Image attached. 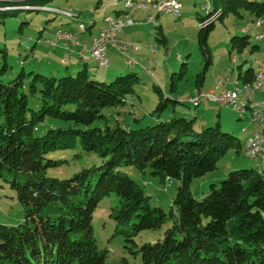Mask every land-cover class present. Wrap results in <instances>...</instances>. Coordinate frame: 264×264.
Wrapping results in <instances>:
<instances>
[{
    "label": "trees",
    "instance_id": "obj_1",
    "mask_svg": "<svg viewBox=\"0 0 264 264\" xmlns=\"http://www.w3.org/2000/svg\"><path fill=\"white\" fill-rule=\"evenodd\" d=\"M16 2L0 0V12L43 9ZM213 4L201 21L216 12L215 19L247 14L264 20V0ZM69 8V17L79 16ZM55 9L50 10L64 15ZM215 19L199 28L204 63L195 84L203 83L212 64L207 38ZM230 42L231 52L259 48L249 47L247 33ZM98 69L83 65L74 72L46 75L21 68L12 79L0 80V186L14 194L22 209L18 223H0V264H264V159L257 169L229 171L201 198L194 197L191 181L214 170L228 149L244 150V141L235 142L218 121L195 125L194 117H164L169 98L163 100L161 91L152 120L144 124L134 115L128 123L126 115L118 114L130 105L128 97L135 96L137 72L107 75ZM6 70L3 60L0 74ZM255 70L251 64L243 71L239 67L234 80L252 83ZM67 150L77 151L72 160L88 155L99 165L62 176L69 162L56 154ZM127 167L179 180L168 213L151 205L150 196L123 169ZM112 194L118 199L110 213L113 235L122 236L125 252L119 257L98 246L91 224L99 202ZM167 220L161 238L137 241L140 232L155 231Z\"/></svg>",
    "mask_w": 264,
    "mask_h": 264
},
{
    "label": "rangeland",
    "instance_id": "obj_2",
    "mask_svg": "<svg viewBox=\"0 0 264 264\" xmlns=\"http://www.w3.org/2000/svg\"><path fill=\"white\" fill-rule=\"evenodd\" d=\"M122 1L118 0L117 3H113V0H29L16 3H34L43 6V9L0 12V67L3 60L7 63V70L0 74V80L5 82L12 79L21 68L24 71L32 69L35 72L37 70L50 75L47 68L39 70L42 62L45 65L50 62L55 69H63L64 66L59 63L61 56L65 60H73V62L77 58L76 55L71 56V53L56 49L49 43L54 32L59 30L64 33L67 30L73 33V37L85 34L88 37L90 33L95 36L103 25L104 16L108 14L114 16L117 10H120V16L127 12V17L132 16L133 20L141 22L136 27L141 33L140 38L144 41L143 44L146 43L145 40H149L151 45L156 46V52L153 49L149 51L143 48L144 51H141L143 59L141 61L136 59L137 65L130 66L122 63L125 68L132 67L131 71L137 72L140 83L135 87V96L127 99L130 107L121 109L118 115L123 118L126 115L125 118L128 123H132L134 115L140 116L143 120L142 123L147 124L153 119L150 112L160 101L159 91H161L163 100L167 96L169 98L168 105L161 115L164 117L182 115L189 118L195 115V125L209 122L214 125L218 121L221 129L232 134L233 140L242 145L249 135V131L253 128V125L249 123L251 116L249 109L240 115L230 107L218 106L207 99L197 107L188 103L189 97L195 96L198 85H200V83L195 84L194 82L196 74L202 70L204 63L202 51L198 44V32L202 22L201 18L215 7L213 0H208V4L202 0H181L179 16L168 13L157 16L155 11L137 9L135 6L129 9L124 6ZM69 7L75 13H79V16L69 17L50 10ZM149 13L154 17L152 23L146 21ZM93 21L94 25L88 27ZM79 22H83L88 27L86 33H80L78 30ZM255 22L254 17L247 14L245 17H235L233 14H228L222 19H215L214 26L207 38L212 64L204 75V85L211 82L214 74L215 77L217 75L229 77L228 85L232 86L238 68L240 67L243 71L250 64L253 69L258 68V66L264 69V20L260 27H255ZM155 25H159V27H155ZM246 33L250 36L249 47L257 45L259 48H255L254 51L247 48L242 53H238L236 49L231 52V37ZM258 33L262 35V38L257 40L254 36ZM71 50L73 49L71 48ZM127 56L129 57L128 54ZM233 57L237 59V62L233 61ZM123 59L126 61L127 58L123 56ZM101 68L100 71H104L105 67ZM144 68H151V72L157 77L151 76L152 73L148 74ZM239 86L241 85L239 84ZM255 99L264 101V94L257 92ZM113 111L117 110L114 109ZM243 129H247V131L244 132ZM76 152L67 150L56 154L57 158L66 159L69 162L64 170L67 173H63L62 176H68L81 167L90 166L92 163L99 165L96 157L90 158L88 155L72 160V154ZM257 162L260 163L261 159L246 156L242 148L239 149V152L230 148L217 160L214 170L191 181V193L194 197L201 198L202 193L207 192L211 183L218 184L229 171L249 167L257 169ZM123 169L140 185L144 193L150 196L152 206L161 207L166 213L169 212L172 199L175 197L180 183L178 179H162L160 176L150 173V169H145L143 172L132 167ZM115 205H118V199L115 195L104 197L92 214L91 224L98 246L106 248L113 257H119L125 252L122 236L113 235L115 224L110 213L111 208ZM21 218L22 209L14 194L6 186L5 188L0 186V223H18ZM168 225L169 221L167 220L161 228L155 231L140 232L139 236L136 237L137 241L140 243L142 241H156L162 237L163 231Z\"/></svg>",
    "mask_w": 264,
    "mask_h": 264
},
{
    "label": "built area",
    "instance_id": "obj_3",
    "mask_svg": "<svg viewBox=\"0 0 264 264\" xmlns=\"http://www.w3.org/2000/svg\"><path fill=\"white\" fill-rule=\"evenodd\" d=\"M131 2H137L138 9H147L149 11H155L157 15L158 6L163 5V2L166 0H130ZM179 1V0H177ZM205 1V0H202ZM117 2V0H114ZM65 14H73L71 9L60 10ZM169 13L170 10H169ZM146 21L148 23L154 22V17L151 13H149L146 17ZM140 23V22H137ZM262 23L261 19H257L255 22V27H260ZM134 22L131 19L122 20L120 18L115 20H110L108 23H104L102 27L99 28L98 33L93 36L90 40V45L88 49L87 56L84 57H95L97 60H106L109 61L108 56L106 55V50L108 48H113L117 52H119L122 56L126 57V62L134 63V61L127 56L131 48L133 47L132 43L127 41L124 38H121L117 35V32L122 30L126 26H132ZM78 30L81 32L85 31V26L78 27ZM256 38H262L261 34H257ZM61 39H71V35L69 33H63L61 31H56L54 33V42H50L51 45H56V42ZM230 79L229 77H223L217 75L215 77V85L214 89L210 91H198L194 97L188 99V103L193 106H199L205 99L210 102L218 105L230 107L232 109L233 102V93H237L235 91V83L232 82V86H229ZM249 98H255L257 92H261L264 94V71L258 70L255 73L254 80L252 83H249ZM264 102V101H260ZM250 124L253 125V128L249 132H258V136L261 137V144H264V119H261L257 113H251L250 116ZM244 132L247 129H243ZM253 149H259V146L250 145V152L246 154V156H250L251 158H260L264 159V154H260V156H253Z\"/></svg>",
    "mask_w": 264,
    "mask_h": 264
},
{
    "label": "crops",
    "instance_id": "obj_4",
    "mask_svg": "<svg viewBox=\"0 0 264 264\" xmlns=\"http://www.w3.org/2000/svg\"><path fill=\"white\" fill-rule=\"evenodd\" d=\"M126 14H127V12H126ZM126 14H123V16H120V13H117L116 16L121 17L123 20L131 19L134 22V24L132 26L124 27L122 30L117 32V35L132 43L133 47L129 51L128 55L134 61V63L131 64V63L126 62L125 59H123V56L119 52H117L113 48H108L106 50V55L109 58V65H108V67L104 68V71H100V69H102V68L97 70L98 72H100L102 74H107V75L108 74H111V75L114 74L115 75L117 73H122V72H127V71L132 70V67L125 68L124 64H128L130 66L137 65L138 63L136 62V59H138L140 61L143 59V56L141 53V51H144V50H142L143 48H146L149 51L151 49H153V51L156 52V46L151 45V42L149 40L148 41L145 40L146 43L143 44L144 41L140 38L141 33H140V31H138V28H136L138 25L141 24V22L138 20H133L132 16L127 17ZM137 22H140V23H137ZM65 32L69 33L71 35V39L58 40L56 42V45L55 46L52 45V46L55 47L56 49H60L62 51H67V52L71 53V56L76 55L77 60L75 59L74 62H73V60L67 61V60H65V58L63 56H61L59 58V63L62 64L63 66H65L63 69L58 70V69H55V67H52L50 62H48L46 65L43 64V62H42L40 64L41 70H45L47 68V70L51 73H53V72L54 73H57V72L60 73L62 70L74 72L77 69H80L81 67H83V65L88 66V65L92 64V60L91 59H84V56H87V54H88L90 40L94 35L92 36V34L90 33L88 35V37L85 36L86 34L83 36L81 35L79 37H76V36L73 37V35H72L73 33L68 32L67 30ZM86 32H87V30H85L84 32L80 31V33H86ZM134 46H136V48H134ZM71 48L73 50H71ZM136 56H137V58H136ZM232 59H234L233 61H235V60L237 61V59H235V57H233ZM112 61H113V63H112ZM122 63H124V64H122ZM140 69H143V67H140ZM144 69L147 71L148 74L152 73L151 68H144ZM256 70L264 71L263 67H261V66H258V68H256ZM151 76L157 77V75H154L153 73ZM158 79H159V77H158ZM204 84H205V78L203 80V83L200 84L199 87L197 88L196 93L200 90H202V91L213 90L214 85H215V75L213 74V79L211 80L210 83H208L207 85H204ZM193 117L196 118L195 115ZM201 124L206 125V124H210V122L209 123H201ZM132 125L133 124H130V126H132ZM257 164H259V162L256 163V166H257Z\"/></svg>",
    "mask_w": 264,
    "mask_h": 264
},
{
    "label": "bare ground",
    "instance_id": "obj_5",
    "mask_svg": "<svg viewBox=\"0 0 264 264\" xmlns=\"http://www.w3.org/2000/svg\"><path fill=\"white\" fill-rule=\"evenodd\" d=\"M122 2L126 8L131 9L135 6L138 9L137 2H131L130 0H123ZM114 3H117V2H114ZM205 3L208 4V0H205ZM55 10L60 11L59 9H55ZM169 10L171 13H169ZM180 11H181V0L179 1L166 0L163 2V5L158 6L157 15L162 14V13H168V14H175L179 16ZM63 14L67 16H73V14H65V13ZM218 15H219V12H216L211 17L203 20L201 22V27L207 26ZM118 18L119 17L115 15L113 16V15L108 14L104 16L103 18V25L104 23H108V21L110 20H115ZM78 27H83V23H79ZM50 42H54V35H53L52 40H50ZM84 59H91L93 61L92 64L89 65V69L91 71L96 70L97 68H101V67H108L109 65V61L97 60L95 57H84ZM233 81L235 83V91L237 93H233L232 110L237 111L238 113H243L245 112V110L249 109L251 113H257L261 119H264V102L257 101L255 98H251V99L249 98V85L248 84H243L239 86L237 81L235 80ZM250 145L259 146V149H253V156H260V154H264V144H261V137L258 136V132H249V135L245 138L244 140L245 155L248 152H250Z\"/></svg>",
    "mask_w": 264,
    "mask_h": 264
},
{
    "label": "water",
    "instance_id": "obj_6",
    "mask_svg": "<svg viewBox=\"0 0 264 264\" xmlns=\"http://www.w3.org/2000/svg\"><path fill=\"white\" fill-rule=\"evenodd\" d=\"M9 1H19V0H9Z\"/></svg>",
    "mask_w": 264,
    "mask_h": 264
}]
</instances>
